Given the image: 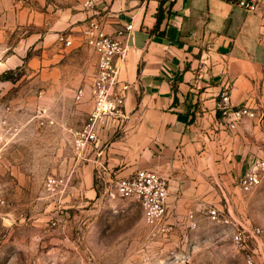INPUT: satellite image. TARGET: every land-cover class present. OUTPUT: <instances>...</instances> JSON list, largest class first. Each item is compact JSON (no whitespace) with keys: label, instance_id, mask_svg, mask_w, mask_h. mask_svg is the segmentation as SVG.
<instances>
[{"label":"rangeland","instance_id":"rangeland-1","mask_svg":"<svg viewBox=\"0 0 264 264\" xmlns=\"http://www.w3.org/2000/svg\"><path fill=\"white\" fill-rule=\"evenodd\" d=\"M34 31L0 13V264H248L232 240L237 227L260 228L252 247L264 264V177L251 192L234 178L180 190L166 226H150L138 202L115 194L114 174L99 177L73 152L71 129L94 108L92 82L71 47L30 45ZM49 176L62 183L49 188ZM211 207L221 220L209 218Z\"/></svg>","mask_w":264,"mask_h":264},{"label":"crops","instance_id":"crops-1","mask_svg":"<svg viewBox=\"0 0 264 264\" xmlns=\"http://www.w3.org/2000/svg\"><path fill=\"white\" fill-rule=\"evenodd\" d=\"M83 1L0 0V13L12 27L32 25V46H50L66 32L72 40L67 47L80 56L81 75L92 88L97 55L81 36L88 16ZM236 2L99 1L108 34L125 41L119 32L128 24L134 28L120 62V86H128L125 129L115 137L117 118L100 128V137L110 144L107 175L158 172L169 181L170 206L180 190L212 187L221 178L237 181L256 160L264 159V0H258L256 11ZM225 87H230L234 106L258 110L262 120L246 118L230 129L216 108ZM124 163L126 168L117 169ZM94 170L89 168L90 193H96Z\"/></svg>","mask_w":264,"mask_h":264},{"label":"built area","instance_id":"built-area-1","mask_svg":"<svg viewBox=\"0 0 264 264\" xmlns=\"http://www.w3.org/2000/svg\"><path fill=\"white\" fill-rule=\"evenodd\" d=\"M29 2L30 0H15ZM100 0H84L83 9L88 12L81 29L84 43L97 55V72L91 89L94 108L89 113L83 125L71 129L73 152L80 160H92L99 177L109 174L105 161L106 145L101 142L100 128L108 119H118L125 116V91L128 86H120V62L129 51V40L132 36L133 25L128 24L119 32L126 40L118 35L105 31V21L98 11ZM236 4L246 11H256L258 0H237ZM58 40L65 46H70L72 40L67 33H62ZM84 91L79 90L76 98L81 99ZM216 108L226 119L230 129H236L238 122L243 119H261L262 112L246 106H234L231 101L230 87H225L219 95ZM264 177V159L256 160L250 168L237 177V183L243 192L256 189ZM116 195L138 202L143 210L147 224L156 228H164L169 216V181L167 178L149 169H138L128 176H115L111 180ZM62 180L49 176L47 185L55 188ZM207 214L213 221L221 220L219 208L211 207ZM227 221V220H226ZM260 228L248 230L237 227L233 231L232 240L235 247L244 255L248 264H254L256 250L252 244L260 234Z\"/></svg>","mask_w":264,"mask_h":264}]
</instances>
